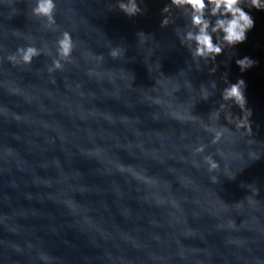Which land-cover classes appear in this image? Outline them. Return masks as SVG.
I'll return each mask as SVG.
<instances>
[{
	"label": "water",
	"instance_id": "95a60500",
	"mask_svg": "<svg viewBox=\"0 0 264 264\" xmlns=\"http://www.w3.org/2000/svg\"><path fill=\"white\" fill-rule=\"evenodd\" d=\"M121 2L56 0L46 27L0 0V264H264V10L201 56L189 9ZM241 79L250 114L223 96Z\"/></svg>",
	"mask_w": 264,
	"mask_h": 264
},
{
	"label": "clouds",
	"instance_id": "9594fccd",
	"mask_svg": "<svg viewBox=\"0 0 264 264\" xmlns=\"http://www.w3.org/2000/svg\"><path fill=\"white\" fill-rule=\"evenodd\" d=\"M172 3L190 10L191 24L197 32H189L188 39L195 40L196 55L201 56L219 54L222 51L219 44L213 43L214 33H221L222 40L228 45H236L246 39L247 32L254 26V20L250 12L245 10V6L264 10V0H172ZM119 7L129 15L138 11L134 0H128L127 3L121 2ZM55 9L56 0H33L31 15L43 19L46 27H52L56 23ZM55 43L57 58H54L52 65L48 67L49 73L62 67L61 61H66L71 57L74 47L72 36L67 31L62 32ZM42 53L48 54L46 49L37 48L34 44L18 46L15 52L9 54L6 59L13 65H28L32 63L34 57ZM111 55L115 57L117 53L113 51ZM236 62L241 70L251 67L254 63L248 57ZM244 87L245 82L242 79L238 80L224 90L223 96L224 99L232 100L243 111H248L250 114V111L245 108ZM219 135L220 133L216 134L213 143L219 139ZM196 151H203V147L197 148ZM205 162L209 171L219 167V163L210 156L205 157ZM212 180L215 183L216 177H212Z\"/></svg>",
	"mask_w": 264,
	"mask_h": 264
}]
</instances>
